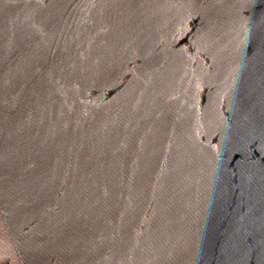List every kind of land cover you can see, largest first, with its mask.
<instances>
[{"label": "water", "instance_id": "95a60500", "mask_svg": "<svg viewBox=\"0 0 264 264\" xmlns=\"http://www.w3.org/2000/svg\"><path fill=\"white\" fill-rule=\"evenodd\" d=\"M0 264H264V0H0Z\"/></svg>", "mask_w": 264, "mask_h": 264}]
</instances>
